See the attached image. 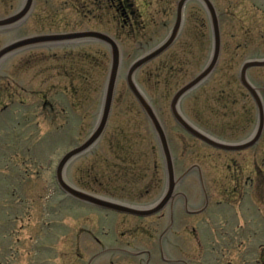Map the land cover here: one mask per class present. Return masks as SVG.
<instances>
[{
	"label": "rangeland",
	"instance_id": "1",
	"mask_svg": "<svg viewBox=\"0 0 264 264\" xmlns=\"http://www.w3.org/2000/svg\"><path fill=\"white\" fill-rule=\"evenodd\" d=\"M34 1V10L22 23L0 31V50L10 43L31 36L89 29L118 37L116 40L122 50V66L115 90V102L112 104V120L108 127L106 144L102 143L101 137L92 150L72 163L68 175L72 176L74 183L77 185L90 181L92 184L85 188L101 194L102 149H111L113 141L108 140L115 127L118 128L116 132L121 146L130 143L131 147L139 149L137 153H147L141 160L147 158L149 163L153 164V161L158 165L155 173L161 174L165 171L162 157L157 151L158 139L156 136L152 139L149 120L139 106H133L129 102L133 97L127 85L126 74L137 59L168 38L176 20L177 4L180 0H132L135 10L133 28H122L124 17L122 18L114 5L105 4V0ZM99 1L103 2L102 6ZM24 2L25 0H0V20L16 14ZM212 2L220 21L221 56L208 80L199 89L186 95L180 107L184 116L204 133L223 141L238 142L251 135L259 120L257 106L248 99L240 83L239 72L246 61L264 59V0ZM184 12L186 22L174 45L163 55L142 66L135 75L138 87L148 101L153 103L168 134L177 178L194 165H206L207 168L211 163L206 146L180 127L170 108L174 95L204 69L213 48L212 25L205 7L191 1ZM44 52L58 56V60L54 58L45 62V65L59 70L52 71V81L49 82L37 77L36 70L39 67L34 69L35 65H27L26 59L23 60L21 55H11L0 63V91H4L6 97L3 102L8 103L9 111H13L18 104L11 103L9 98L16 94V88L25 90L17 93L21 98L29 100L28 103L20 105L24 108L21 121L28 132L35 134L33 139H23L22 142L23 135L16 136V133H20L17 131L20 126L12 122L8 124L7 113L0 115V150L3 148L2 136L9 134L16 136L10 141V148L25 147L35 152L31 158L28 155L30 159L25 163L17 165L16 160H3L0 151V264H40L39 260L43 256L38 251L43 235H34L30 240L32 230H22L20 224L14 221L18 211L16 209L24 206L20 200H28L26 205H34L37 214H41L39 198L43 195L55 196L54 189L43 183L47 155L54 150L56 155L70 152L89 139L100 116L104 86L111 66V51L101 42L94 41L73 46L68 50L55 48ZM68 53L73 58L63 60L62 57ZM20 66H23L22 71L18 69ZM62 69H67L68 75ZM248 78L254 85L264 88V69H250ZM50 84L51 87L54 86L53 89L46 91ZM65 86L72 87L65 91ZM42 97H47L52 107H44ZM249 119L251 124H248ZM13 132H16L15 135ZM152 143L156 148L154 156L150 155L149 150ZM143 161L139 163L142 164ZM7 163L15 170L8 168ZM3 199L13 203L15 214H6ZM71 206L64 204L66 208L62 217L73 221L75 234L68 231V243L64 246L60 244V249L63 252L68 251L73 261H77L76 254L81 252L84 259L77 264H87L92 256L102 251L96 240L102 242V214L77 203ZM163 226L162 220L128 219L119 228V234L128 232L122 238L123 244L131 241L136 249L154 250L158 256L154 257V264H164L160 262L157 241L147 236L151 227L157 230ZM83 227L89 229L91 234L85 229L78 235ZM179 236L171 237V240H176L169 246L171 251L172 245L178 244ZM185 237L191 241L187 258L195 264L198 253L195 239L191 234ZM250 251L255 253L254 250ZM176 255L182 256L180 252ZM64 259L68 264L69 257L64 256ZM117 259L132 260L127 256ZM94 264H102V257Z\"/></svg>",
	"mask_w": 264,
	"mask_h": 264
},
{
	"label": "flooded vegetation",
	"instance_id": "2",
	"mask_svg": "<svg viewBox=\"0 0 264 264\" xmlns=\"http://www.w3.org/2000/svg\"><path fill=\"white\" fill-rule=\"evenodd\" d=\"M191 1L198 2L201 6H204L200 0H188L185 3L184 10ZM99 4L102 6L103 2L99 1ZM105 4H110L112 6L114 5V7L117 8V11H120L122 18L124 17L122 19V22L124 23L121 25L122 28L134 27L132 21L135 20V10L134 2L132 0H105ZM177 16L178 7L175 23L177 21ZM184 22H186V18L185 12L183 11L181 32L184 28ZM76 31L86 32L90 31V29ZM112 38L118 39V37ZM90 42L91 41H67L61 43H40L38 45L30 46L24 50L16 52L12 54V56L21 55L23 56V60L26 59L25 62L27 65H35L36 67L34 69L39 67V69L36 70V76L38 75L37 77L49 82L52 81V71L57 70V68L55 69L51 66H47L45 65V62L54 58L58 60V56L51 52L45 53V50H53L55 48H64L68 50L73 46L79 44H89ZM64 58L69 60L72 59L73 56L72 54L68 53L67 56L64 55L62 57L63 60H65ZM22 67L20 66L18 69L22 71ZM254 68L264 69V67H252L250 69ZM62 70L68 75L67 69ZM249 70L247 71V79L253 88L256 89L261 102L264 105V88L254 85L249 80ZM208 78L206 80H208ZM193 80H191L189 83H191ZM106 83L107 82H105L104 86L105 89ZM203 83L198 85L188 94L199 89ZM188 84L183 86L181 89L186 87ZM51 85L52 84L46 87V91L53 89L54 86L51 87ZM241 85L244 87L248 99H250L258 109V105L251 91L247 89L242 83ZM39 86L41 87L42 83L39 84ZM71 87L72 86H65V91H69ZM22 89L25 88L22 87ZM105 89L102 101H104ZM20 90L21 88H19V90L16 88V94L13 96L11 95V97L9 96L11 103L18 104V107H16L13 111H9L8 103L6 104L3 102L6 99L5 92L0 91V95H2V97H0V115L7 113V117L5 116L7 120L6 122H8V124L12 122L16 126H20L17 129V131H20V133L13 132V134L16 133L17 137H22L23 135L22 142H24L23 139H33L35 134L28 132L26 127L22 124L21 120H23L24 114L22 110H24V108H22L23 106L20 105L28 103L29 100L23 99L21 98L20 94H17ZM21 91L25 92V90ZM129 91L133 97V100H130L129 102H131L133 106H139L144 112L130 88ZM42 100L45 105L44 107H52L51 104H49L50 101L47 99V97H45V99L42 97ZM181 101L179 107L181 106ZM114 102L115 100H113V105ZM149 102L153 106V103L151 101ZM70 103L72 104L71 101ZM180 111L183 117L192 126H194V128L204 133L184 116L181 107ZM111 113L112 111L110 112L108 124L102 133L103 144H106L109 135L108 127L112 120ZM147 119L149 120L148 117ZM251 122L252 121L249 119L248 124H251ZM258 122L259 120L254 125L251 135L245 140L238 142L226 140L223 141L208 133H204L206 136L212 138L216 142L226 145L238 146L244 144L245 142L252 143L251 146L242 149H224L212 146L193 136L184 130V128L180 125V127L185 132L206 146L210 153L208 154L211 163L207 165V168L205 167L206 165H194L184 171L183 174H181L178 178L176 174V179L181 178L184 174L185 175L178 182L176 189L173 191L171 198L168 200L166 205L163 206L159 212L153 215L142 217L111 208H100L70 196L59 185L57 179L59 166L68 151H66V153L64 152L63 154L61 153L60 155L57 153L56 155V150L47 155L44 176L45 181H43L45 186L54 189L55 196L43 195L39 198L38 207L41 210V214H37L38 212L35 210L36 207L34 205H26L28 200H20L24 206H19L16 209L18 210L17 214H15L13 203H10V201H6L5 199H3L2 202L4 204L3 209L8 215H16L14 216V221H17L20 224V229L23 230L25 228H29L32 230L30 240H32L34 235H43L40 243V249L38 251V253L43 256L42 259L39 260L40 264H66L64 256L69 257L68 264H77L78 261L80 262L84 259V256L81 254V252H78L76 254L77 261H73L70 259L68 251L67 253L66 251L63 252V250L60 249V244L64 246L65 243H68V241H66L68 239V231H70V234L72 235L75 234L73 221L68 220L64 214L63 216L65 218L62 217V212L64 208L67 207H64V204H69L72 205L71 207H73L74 203L87 206L88 208L97 211L99 214H102V242L95 237L97 244L101 247L102 251L92 256L87 264H94V262L100 259V257H102V264H154L156 262L154 257L157 256V253L155 254L154 250L136 249L131 241H128L125 244L122 243L123 236H126L128 232H120L119 234V228L123 222L128 219H156L162 220L164 222V226L162 228H157L159 232H157L154 227H151L147 233V236L150 239L157 241L160 262L164 264H192L190 259L187 258L188 252L190 251L188 248L191 244V241L185 237L187 234H191L194 237L196 246L198 248L196 260L194 261L195 264H264V127L261 131L257 132ZM248 124L246 126H248ZM149 125L153 134L152 139L154 140L153 137L156 136V133L150 120ZM117 129V127L114 128L115 131L110 135V139L108 140V142L113 141L111 149H102V186H100L102 189L101 194L87 189L88 187L85 188L87 185H91L92 182L87 181L85 183H79L80 185H76L72 176L68 175V171L72 163L75 162L76 159L84 156V154L66 165V168H64L66 181L69 186L88 194L101 197L103 201L112 205H125L133 208L153 209L165 197L169 190L168 173L159 141V148L157 151L162 157L165 169V171H163L161 174L155 173V169L158 165H155L152 160L151 161L153 164L149 163L147 158H145L144 161L141 160V158L145 157L147 153H137L139 149H134L131 147L130 143H128L129 145L121 146V142L117 137ZM164 131L166 132V130ZM16 136H10L9 134H6L5 137L2 136L3 148H1L2 150L0 151H2L1 155L3 160L8 162L16 160L18 161L17 165H19L22 162L25 163L27 159H30L33 155L32 153L35 152L33 149L25 147H20V149H16V147L15 149L10 148V141H12V138ZM166 136L168 139L167 132ZM251 138L253 139L251 140ZM143 150L147 151L146 149ZM149 150L150 155L154 156L156 148L153 143ZM35 156H37V154ZM139 161H143V163L140 164ZM7 167L11 168L12 171L15 170V168L12 165H9V163H7ZM18 171H20V169H18ZM97 180L99 179H96V181ZM184 183H186V185H183ZM83 228L78 231V235L81 230L86 229L85 227ZM86 231L88 234H91L89 229H86ZM177 233L180 235L179 240H177L178 244H173L171 251L169 246H171V242L176 241L175 239L171 240V237L178 236ZM166 246L168 248H166ZM250 250H254L255 253L251 252ZM7 252L8 250L4 252V254ZM179 252L182 256L176 255ZM250 253H252V255H250ZM22 256H24L23 252ZM122 256L130 257L132 260L122 261L121 259H117L118 257ZM60 258L63 260H60ZM24 264H26V262Z\"/></svg>",
	"mask_w": 264,
	"mask_h": 264
},
{
	"label": "water",
	"instance_id": "3",
	"mask_svg": "<svg viewBox=\"0 0 264 264\" xmlns=\"http://www.w3.org/2000/svg\"><path fill=\"white\" fill-rule=\"evenodd\" d=\"M188 0H181L178 4V16L177 21L169 34L168 38L165 39L162 43H160L158 46L150 50L149 52L145 53L143 56H141L139 59H137L129 68L127 74H126V81L128 84V87L140 103V106L144 110L145 114L149 118L151 124L153 125V128L155 130L157 139L159 141L160 147L162 149V154L164 156V161L168 173V193L165 195V197L159 202V204L153 208V209H141V208H133L125 205H112L109 203H106L102 200L101 197L94 196L91 194H88L86 192L80 191L78 189H75L68 185L65 175H64V168H66V165L70 163L72 160L76 159L77 157L89 152L94 148V146L100 141L102 137V133L104 132L110 112L112 109V104L114 100V94L116 90V85L118 82V78L120 75V70L122 66V50L119 45V43L112 39L110 36L100 33V32H76V33H63V34H51V35H37V36H31L23 39H19L13 43H10L3 47L0 50V63L12 55L15 52H19L21 50H24L27 47L35 46L40 43H61V42H82V41H91V42H102L106 44L110 51H111V66L108 74V79L106 83V89H105V95H104V101L103 105L101 107L100 116L98 119V122L93 129V132L89 139L81 145L80 147H77L76 149L68 152L64 158L62 159V162L59 166L58 172H57V179L59 185L72 197L75 199H78L82 202L97 206V207H106L111 208L114 210H118L125 213H131L134 215L147 217L150 215H153L161 210L163 206L166 205L168 200L171 198V195L173 191L176 189V186L178 182L184 177V175L176 179V170H175V164H174V158L172 155V151L166 136V133L164 131V128L162 126V123L154 110L151 103L148 101L145 94L142 92V90L138 87L135 81V75L136 72L145 64L151 62L152 60L158 58L163 53H165L167 50H169L176 40L178 39L181 28H182V22H183V10L185 3ZM202 1L209 17L211 20L212 25V32H213V49L212 54L209 59V62L203 69V71L186 87L181 89L173 98L171 103V110L172 114L176 120V122L181 125L187 132L192 134L193 136L201 139L202 141L219 148L224 149H242L247 148L252 145V143L245 142L242 145L233 146V145H226L222 143H218L212 138L206 136L204 133L199 131L198 129L194 128L182 115L180 111V101L181 99L188 94L190 91L195 89L198 85L203 83L216 69L219 59H220V53H221V32H220V22L218 18L217 11L212 3L211 0H200ZM34 0H25L23 7L13 16L5 19L0 20V30H7L14 28L18 26L20 23H22L32 12V9L34 7ZM252 67H264V59L261 60H251L246 61L240 71V80L241 83L251 91L253 97L256 100V103L258 105V115H259V122L257 127V132L261 131L264 127V105L261 102V99L259 97V94L257 93L256 89L253 88V86L249 83L247 79V71Z\"/></svg>",
	"mask_w": 264,
	"mask_h": 264
}]
</instances>
